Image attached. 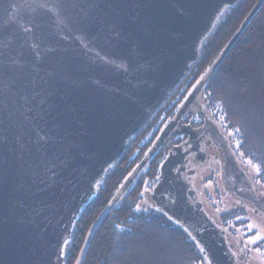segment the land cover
I'll return each mask as SVG.
<instances>
[{"label": "water", "instance_id": "obj_1", "mask_svg": "<svg viewBox=\"0 0 264 264\" xmlns=\"http://www.w3.org/2000/svg\"><path fill=\"white\" fill-rule=\"evenodd\" d=\"M238 2L0 0V264H66L81 213ZM263 5L264 0L256 3L114 193L75 264L84 263L97 230L176 122L192 106L205 108L202 91ZM226 136L219 139L230 202L264 214V188ZM190 223L205 263L238 264L210 218L193 214Z\"/></svg>", "mask_w": 264, "mask_h": 264}, {"label": "trees", "instance_id": "obj_2", "mask_svg": "<svg viewBox=\"0 0 264 264\" xmlns=\"http://www.w3.org/2000/svg\"><path fill=\"white\" fill-rule=\"evenodd\" d=\"M258 1L239 0L224 14L180 84L183 88H177L181 96L216 60ZM201 101L225 125L242 162L257 168L255 180L264 187V5L205 86ZM109 174L77 220L66 264H75L90 227L126 177L119 173L110 180ZM140 200L139 189L128 192L97 230L83 264H205L195 239L140 208Z\"/></svg>", "mask_w": 264, "mask_h": 264}, {"label": "flooded vegetation", "instance_id": "obj_3", "mask_svg": "<svg viewBox=\"0 0 264 264\" xmlns=\"http://www.w3.org/2000/svg\"><path fill=\"white\" fill-rule=\"evenodd\" d=\"M188 91L184 96H181V92L177 96L172 95L159 108L128 142L119 163L110 173H115L119 164L125 162V170L121 174L130 168L126 178L129 176L177 115ZM220 134L224 137L230 136L216 113L206 106H192L176 122L166 141L140 173L131 190L139 189L140 208L171 223L175 228L178 227L189 238L194 239L190 233L193 232L190 226L193 214L202 219L210 218L223 233L222 237L230 250L228 253L238 264H248L251 251L244 247V241L237 244L232 240L242 230H250L253 218L264 224V214L257 213L255 208L242 201L230 202L229 193L222 181L225 147L220 142ZM229 143L231 149L237 153L231 136ZM224 196L227 198L226 202L222 201ZM212 213L218 215L219 221L214 219ZM253 234L255 231L251 232ZM260 244L264 248V239ZM244 256L241 262L240 258Z\"/></svg>", "mask_w": 264, "mask_h": 264}, {"label": "rangeland", "instance_id": "obj_4", "mask_svg": "<svg viewBox=\"0 0 264 264\" xmlns=\"http://www.w3.org/2000/svg\"><path fill=\"white\" fill-rule=\"evenodd\" d=\"M182 85L179 87L183 88ZM181 89L179 90V92L181 91ZM173 95L177 96V95H179V93L176 91ZM125 165H126L125 162L120 163L117 171L115 173H110L108 179H110V178L112 179L115 175L124 171ZM247 166L249 167V171L252 174V176L256 177L257 173H258L257 168L252 164H248ZM129 169L130 168L126 169L127 172L124 174L125 176L131 170V169L130 170ZM125 179H126V177H125ZM125 179H124V181H125ZM123 182H122V184H123ZM118 189H119V187H118ZM226 199L227 198L224 196L222 201L226 202ZM229 205H228V207H229ZM229 209H230V207H229ZM212 215L214 216V219L219 221L218 215H216L214 213H212ZM253 231H255V234L251 235V232H253ZM262 239H264V224L261 222V220L259 221L258 219L253 218V220L251 221V224H250V230H247V231L242 230V233L239 236H237V238L233 239L232 241L234 243L236 242L237 244H239L240 241H244L243 242L244 247L246 249H248V251H251V253H250L251 258H250V261L248 262V264H264V248L260 244ZM205 264H207V263H205Z\"/></svg>", "mask_w": 264, "mask_h": 264}]
</instances>
